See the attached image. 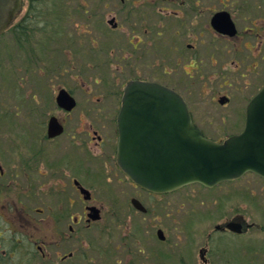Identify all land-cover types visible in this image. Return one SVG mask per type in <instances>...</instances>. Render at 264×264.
<instances>
[{
	"label": "flooded vegetation",
	"instance_id": "af4514ba",
	"mask_svg": "<svg viewBox=\"0 0 264 264\" xmlns=\"http://www.w3.org/2000/svg\"><path fill=\"white\" fill-rule=\"evenodd\" d=\"M77 6L79 15L51 19L34 0H20L12 31L40 29L48 44L75 43L71 52L78 60L70 72L114 69L126 80L116 81L121 91L112 88L103 97L101 122L95 106L74 113V84L52 80L42 88H53L56 111L34 102L44 90L32 85L30 111H0V264H162V242L171 245L176 230L178 191H149L120 165L118 115L125 88L147 81L174 89L206 136L225 140L209 134L213 118L233 126L223 131L227 137L241 135L257 115L252 103L264 88V0H82ZM40 22L42 28L33 26ZM83 53H89L85 59ZM26 60L33 67V59ZM183 73L190 79L186 86ZM62 89L76 101L72 110L58 105ZM85 91L91 94L92 84ZM52 119L61 134L50 136ZM249 174L264 181L247 172L236 182ZM231 221L241 232L227 227ZM256 227L241 212L217 223L213 233L244 236ZM213 233L199 249L200 264L224 258L210 244ZM179 262L193 264L188 255Z\"/></svg>",
	"mask_w": 264,
	"mask_h": 264
},
{
	"label": "rangeland",
	"instance_id": "374dc122",
	"mask_svg": "<svg viewBox=\"0 0 264 264\" xmlns=\"http://www.w3.org/2000/svg\"><path fill=\"white\" fill-rule=\"evenodd\" d=\"M78 2L80 3L82 0H34V5L39 4V10H44L45 14L50 12L47 16L51 19H68L66 17L68 12L75 11L79 15L81 8L77 6ZM77 17L75 16V19ZM33 26L42 28L43 23H35ZM30 30L24 36L22 34L16 35L10 31L0 36V111L20 113L30 111L31 107L28 108L26 103L30 101L27 95V91H30L28 87L32 85L41 91L44 90L42 88L43 82L52 80L53 82H63L66 85L74 84L72 87L78 100V106L74 110L75 114L83 113L87 106H95L94 111L98 113V122L103 121L101 120V112L98 111L105 105L103 97L107 96L112 88L117 87V90L121 91L123 84L119 86L116 81L124 82L126 80L124 72L100 68L93 71L70 72L68 70L73 69L78 60V57L73 54L75 51L71 52L75 43L54 44L55 41L50 39L52 44H48L49 39L42 33L44 30L39 29L37 32H35L36 29L30 28ZM74 30L76 29L74 28ZM74 30L69 31L74 32ZM56 48L59 50L55 53L49 50L56 51ZM67 49H70V52ZM88 54L83 53V59ZM102 55L106 56L107 53ZM26 58L33 59V67H31V61L28 63ZM39 63L40 66H38ZM49 63L54 67L50 68ZM183 76L182 80L186 79L184 84L186 86L190 79L184 73ZM75 78L80 81L78 85L75 83ZM96 79L98 80L97 83L95 82ZM83 80L87 81L86 84ZM88 83L92 84L93 87L91 94L85 91ZM47 87L44 92L36 96L38 99L34 102L38 100L41 103L45 102L50 112L56 111L57 104L54 101L56 94L51 86ZM196 90L199 91L198 87ZM197 95L199 98L202 97L199 93ZM91 98L93 101L89 103ZM207 106H209L208 103L203 104V108H207ZM216 112L220 111L215 106V114ZM11 117L15 116L12 115ZM212 120L215 125L214 129L208 131L209 134L214 138H226L228 135H225L223 131L225 129L230 130L233 126L229 123L224 126L217 118ZM6 124V126H11ZM218 126L223 128H220L219 131L217 130ZM247 177L240 182L229 181L215 188L194 184L178 190L174 196L178 205L176 206L177 212H175L176 230L171 235L173 247L169 244L170 242H162V253L166 256L162 264H180V258L186 255L193 264H200L199 249L206 245L207 240L205 238L208 233H213L217 223H222L241 212L248 215L250 221L260 225V228H252L244 236L213 233L210 244L217 251L220 249V252L224 254V258L217 259L215 263L264 264V181L252 174L247 175ZM97 187L99 186L97 185ZM185 212L189 215L185 216L183 214ZM190 217H193L192 222L185 221L186 218L188 220ZM181 219L184 222H181ZM169 246L172 251H170ZM239 252L240 256H238ZM35 264L42 263L37 262Z\"/></svg>",
	"mask_w": 264,
	"mask_h": 264
},
{
	"label": "water",
	"instance_id": "95a60500",
	"mask_svg": "<svg viewBox=\"0 0 264 264\" xmlns=\"http://www.w3.org/2000/svg\"><path fill=\"white\" fill-rule=\"evenodd\" d=\"M18 1L0 0V32L12 19ZM58 102L67 110L76 105L65 89ZM252 110L257 115L250 117L241 135L217 142L193 122L178 92L159 83L132 81L125 88L118 115L119 163L137 184L161 193L196 182L213 187L248 171L264 177V88ZM61 128L51 120L49 134H60ZM227 227L242 230L235 221Z\"/></svg>",
	"mask_w": 264,
	"mask_h": 264
},
{
	"label": "trees",
	"instance_id": "16d2710c",
	"mask_svg": "<svg viewBox=\"0 0 264 264\" xmlns=\"http://www.w3.org/2000/svg\"><path fill=\"white\" fill-rule=\"evenodd\" d=\"M18 29H19V27H18ZM24 32H26L25 30H24ZM24 36V35H23Z\"/></svg>",
	"mask_w": 264,
	"mask_h": 264
}]
</instances>
